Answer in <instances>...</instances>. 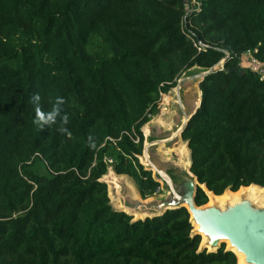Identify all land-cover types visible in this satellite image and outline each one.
<instances>
[{
  "label": "trees",
  "instance_id": "1",
  "mask_svg": "<svg viewBox=\"0 0 264 264\" xmlns=\"http://www.w3.org/2000/svg\"><path fill=\"white\" fill-rule=\"evenodd\" d=\"M200 2L184 17L183 0H0V264H236L224 244L199 250L185 208L133 219L101 179L113 156L142 199L157 193L141 128L198 67L190 172L214 195L264 187V77L239 69L247 52L264 64V0ZM33 93L45 112L62 98L68 123L40 130Z\"/></svg>",
  "mask_w": 264,
  "mask_h": 264
},
{
  "label": "water",
  "instance_id": "2",
  "mask_svg": "<svg viewBox=\"0 0 264 264\" xmlns=\"http://www.w3.org/2000/svg\"><path fill=\"white\" fill-rule=\"evenodd\" d=\"M205 73L202 72L200 77ZM189 118L178 129L179 136ZM164 140L165 138H150L149 143L143 145L142 154L146 160V169L154 173V179L161 182V189L166 194L159 199L146 201L142 198L132 199L138 201L137 210L133 212L147 213L143 217L145 218L160 215L167 210L185 208L191 224L197 225V228L192 229V233L206 237L204 245L200 241L199 245L202 248L199 250L216 251L227 240L231 247L243 254L246 264H264V206L247 197H242L233 204L227 203L223 207L215 203L197 206L194 202L196 189L201 188L203 191L207 189L190 172V164L187 169L180 172L173 164L160 169L150 160L147 154L150 144ZM158 191L159 187L156 189V192ZM133 212L126 213L133 219H143L134 218ZM225 249L235 254L231 248Z\"/></svg>",
  "mask_w": 264,
  "mask_h": 264
},
{
  "label": "rangeland",
  "instance_id": "3",
  "mask_svg": "<svg viewBox=\"0 0 264 264\" xmlns=\"http://www.w3.org/2000/svg\"><path fill=\"white\" fill-rule=\"evenodd\" d=\"M222 61L217 65L221 66ZM239 69L241 70H250L257 74L264 72V64L257 62L251 56L249 52L244 53L240 56L239 59ZM202 73L201 69L198 67H192L186 72H184L180 78L177 80L176 86L171 88L167 94L161 95L160 102L158 104L157 113L150 118V120L146 123L149 124V132L148 136L150 138H165L163 142H157L156 144H150L147 154L150 160L158 167L163 168L166 165L173 164L177 167L178 171L182 172L187 169L184 165V162L178 160V149L179 147L186 146V142L183 141L178 133V129L184 123V121L189 118V116L193 113L195 108L199 106L200 100V90L198 87V82L201 79L200 74ZM183 87V90L177 88ZM199 90V93H198ZM181 95V98L179 97ZM198 100V104L196 103ZM161 122V124L159 123ZM168 124H166V123ZM166 124V126H164ZM143 132V130H142ZM143 134V145L145 143H149L150 138ZM147 140V141H146ZM189 151V150H188ZM139 162L143 164L146 168V160L141 154L138 156ZM113 161V156H109L107 162L109 163V167L111 169V164ZM190 161V158H189ZM34 171L38 173H46L45 167L41 162H37V164L32 168ZM152 176L154 173L151 171ZM128 177V176H127ZM130 181L134 183V181L129 177ZM107 194L109 197V201L113 198L118 200L127 213L133 212L136 209V202L133 201L126 191V184L124 181H118V188L109 187L107 181ZM159 191L155 193L153 196L143 199L144 201L148 199H159L163 197L166 192L161 189V182L159 181ZM136 186V185H135ZM137 188V187H136ZM138 191V190H137ZM111 198V199H110ZM206 204H209V197L207 196ZM252 200L256 201L261 206H264L259 198H253ZM113 208L112 203H110ZM204 204V205H206ZM120 209V208H115ZM194 228V226L192 225ZM201 237V236H200ZM226 247V243L224 242ZM202 246L199 245V248Z\"/></svg>",
  "mask_w": 264,
  "mask_h": 264
},
{
  "label": "bare ground",
  "instance_id": "4",
  "mask_svg": "<svg viewBox=\"0 0 264 264\" xmlns=\"http://www.w3.org/2000/svg\"><path fill=\"white\" fill-rule=\"evenodd\" d=\"M177 89L183 90V87H178ZM199 93V90H198ZM179 97L181 98V95H179ZM198 104V100L196 102ZM161 124V122H159ZM166 123V122H165ZM168 124V123H166ZM166 124H164V126H166ZM149 124H144V126H142L141 130H143V134L147 135L149 132ZM178 160L184 162V165L186 167L189 166L190 161H189V151L188 148L186 146H182L179 147L178 149ZM122 179L125 178L126 179V191L128 193V196L130 197H136L138 196V191L137 188L135 186V184H133L129 177L124 176V175H116L112 169L108 168L106 173L102 176V180L107 181L109 187L112 188H118V179ZM205 193L207 194V196L209 197V204H217L221 207H223L225 204L229 203V204H233L237 201H239L240 198L242 197H247L249 199H253V198H259L261 200V202L264 205V187L258 186V185H254V184H250L249 186H245V187H240L238 190L236 191H230V190H225L221 195H214L212 194V192L205 190ZM111 199V198H110ZM110 203L113 204V206L115 208H120L121 210H123L122 204L115 199H111ZM147 213H142V212H133L132 215L134 216V218H143ZM194 228H197V225L194 224L193 225ZM206 240L205 236H201V244L204 245ZM226 243V247L227 248H231L232 250L235 251L236 254V258H237V263L236 264H246L244 262V256L242 253L237 252L235 250L234 247H231L229 242L227 240H225Z\"/></svg>",
  "mask_w": 264,
  "mask_h": 264
},
{
  "label": "clouds",
  "instance_id": "5",
  "mask_svg": "<svg viewBox=\"0 0 264 264\" xmlns=\"http://www.w3.org/2000/svg\"><path fill=\"white\" fill-rule=\"evenodd\" d=\"M41 100V96L39 93H33L31 96V101L35 106V118L33 119V124H35L40 130L44 126H50L52 124H55L57 122V118H59L61 125H66L69 121V117L67 113L61 112L60 105L63 104L62 98H57L55 101V105L51 108V110L45 112L42 111L39 107V102ZM59 131L63 132L65 131V128L61 126ZM89 142L91 146V137H89Z\"/></svg>",
  "mask_w": 264,
  "mask_h": 264
},
{
  "label": "built area",
  "instance_id": "6",
  "mask_svg": "<svg viewBox=\"0 0 264 264\" xmlns=\"http://www.w3.org/2000/svg\"><path fill=\"white\" fill-rule=\"evenodd\" d=\"M200 6H201L200 0H183L184 17L198 12L200 10ZM189 38L192 39L191 37ZM193 43L194 46L197 48V50H200L202 43L199 41L196 42L193 41ZM259 76L263 78L264 72L260 71Z\"/></svg>",
  "mask_w": 264,
  "mask_h": 264
},
{
  "label": "crops",
  "instance_id": "7",
  "mask_svg": "<svg viewBox=\"0 0 264 264\" xmlns=\"http://www.w3.org/2000/svg\"><path fill=\"white\" fill-rule=\"evenodd\" d=\"M117 175V174H116ZM118 176H120V175H118ZM124 176H126V175H124ZM105 181V180H104ZM118 181H124L125 182V184H126V179L125 178H122V179H118ZM126 187V186H125ZM131 199H141V197H140V195H139V192H138V196H136V197H130ZM121 210V209H120Z\"/></svg>",
  "mask_w": 264,
  "mask_h": 264
}]
</instances>
